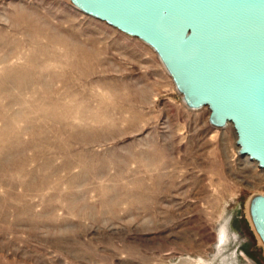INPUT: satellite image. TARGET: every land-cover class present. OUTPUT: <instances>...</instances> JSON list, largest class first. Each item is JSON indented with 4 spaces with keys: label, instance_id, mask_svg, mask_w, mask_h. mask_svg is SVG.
Here are the masks:
<instances>
[{
    "label": "rangeland",
    "instance_id": "rangeland-1",
    "mask_svg": "<svg viewBox=\"0 0 264 264\" xmlns=\"http://www.w3.org/2000/svg\"><path fill=\"white\" fill-rule=\"evenodd\" d=\"M208 114L70 0H0V264H264V170Z\"/></svg>",
    "mask_w": 264,
    "mask_h": 264
},
{
    "label": "water",
    "instance_id": "water-1",
    "mask_svg": "<svg viewBox=\"0 0 264 264\" xmlns=\"http://www.w3.org/2000/svg\"><path fill=\"white\" fill-rule=\"evenodd\" d=\"M148 45L188 108L232 126L238 153L264 170V0H70ZM249 217L264 246V195Z\"/></svg>",
    "mask_w": 264,
    "mask_h": 264
},
{
    "label": "bare ground",
    "instance_id": "bare-ground-1",
    "mask_svg": "<svg viewBox=\"0 0 264 264\" xmlns=\"http://www.w3.org/2000/svg\"><path fill=\"white\" fill-rule=\"evenodd\" d=\"M65 45H66V44H65ZM81 74H83V72H82V71L80 72V77H79V79L81 78ZM77 80H78V79H77Z\"/></svg>",
    "mask_w": 264,
    "mask_h": 264
}]
</instances>
